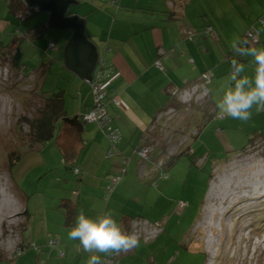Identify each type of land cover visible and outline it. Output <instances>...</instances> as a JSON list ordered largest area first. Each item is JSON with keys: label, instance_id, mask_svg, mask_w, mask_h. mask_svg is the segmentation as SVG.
<instances>
[{"label": "rangeland", "instance_id": "374dc122", "mask_svg": "<svg viewBox=\"0 0 264 264\" xmlns=\"http://www.w3.org/2000/svg\"><path fill=\"white\" fill-rule=\"evenodd\" d=\"M77 1L69 9L67 16L88 15L86 6H83L84 0ZM99 1L103 4L107 0ZM140 2L142 5L154 2L159 14L163 16L173 14V20H178L172 21L177 23V28H182L185 20H192L196 28L203 29L212 25L215 30H224L218 37L221 44L230 52V57L245 65V74L252 75L254 65L250 63L251 58L236 55L231 45L234 42L242 43L247 33L255 30L259 32V41L248 44L264 48V0ZM6 12L8 9L5 0H0V22L6 17ZM41 16L49 18L47 13L39 12L23 23L17 22L19 27H24L23 25L31 22L39 23ZM92 17L100 20V30H108L116 16L114 9H106L105 13L96 9ZM165 20L166 23L170 22L166 17ZM44 26L46 23L37 27ZM22 31L25 36L21 45L23 57L20 67L15 68L11 62L13 50L0 54V207L4 202L7 206L0 213V264H17L19 257L34 250L41 252L44 246H51V241L58 240L57 237L50 236L47 242L36 245L31 239L32 225L35 223L38 227L36 232L48 227L40 223V220L51 213V190H72L76 183V179L70 181L71 187L66 183V176L72 173L67 169L58 145L64 117L53 122V138L31 145V138L34 137L31 122L38 117V109L43 104L42 98L51 97L68 87L66 79L69 73L64 67V48L69 39L66 41L63 35H67L69 31L52 28L38 32ZM15 37L12 24L5 30L0 28V51L4 52L7 49L5 46L15 41ZM51 43L55 44V49L50 48ZM232 71L233 67L225 75L220 92L215 89L219 98L217 101L228 87ZM64 100L67 102V110L72 111L76 104L72 90L71 94L67 92ZM208 112L212 123L201 132L203 139L199 136L196 142H192V152L195 151L196 155L192 158L182 156L175 159L173 165L179 174L178 187L170 194H163L176 205L182 201L187 206L177 213L176 221L182 225H178L174 233L188 237L187 240L191 243L187 242V247L189 245L193 253L180 248L182 257L178 258L176 264H264V140L260 139L264 138V112H260L263 113L261 115L254 111L248 122L222 118L215 113L214 108L208 109ZM178 124L179 121H175L171 127L173 144L169 146L165 143L163 146L167 152L180 147V140L174 144L176 136L182 133L181 130L175 132ZM251 139L256 141L245 152L236 155V151L252 142ZM15 151L21 154V158L10 167L8 158ZM134 166L135 162L128 168L129 173ZM139 168L140 161L137 172ZM213 168L206 200L204 193L208 190L209 176L206 171L212 172ZM195 173L204 174L205 178L194 179ZM26 210L31 216L25 214ZM201 248L206 257L202 255ZM61 252L59 251L60 254ZM43 260L44 258L39 257L35 264H41ZM19 264L33 263L22 260Z\"/></svg>", "mask_w": 264, "mask_h": 264}, {"label": "crops", "instance_id": "0c3cea01", "mask_svg": "<svg viewBox=\"0 0 264 264\" xmlns=\"http://www.w3.org/2000/svg\"><path fill=\"white\" fill-rule=\"evenodd\" d=\"M140 1L142 0H107L103 4L99 0L83 2L88 15L77 16L85 19V35L88 41L96 46L98 56L107 49L106 57L113 68V74L107 84L106 101L112 125L121 132V140L115 154L110 156V143L98 126L82 120V115L89 112L93 104L91 81L82 78L67 66L66 45L64 67L69 74L66 79L68 87L62 90L63 97L67 92L71 94L72 90L76 104L70 111L67 110V102L64 100V123L58 136V145L64 155L63 161L67 169L74 175L68 174L66 183L70 186L73 179H76V183L72 190H51V213L40 220V223L48 226L44 227V231L36 232L38 227L35 223L32 225L31 239L36 245L45 242L50 236L57 237L58 245H46L41 252L34 250L23 254L24 256L18 258L17 264L22 260L35 264L39 257L44 258L41 264H87L90 254L85 253L82 248L78 251V241L68 239V232L79 212L91 217L106 212L113 213L128 232L130 220L136 216L164 224V232L157 240L149 244L140 243L128 256L120 259L118 264H176L178 258L182 257L180 248L191 250L189 245L187 247V242L191 243L187 240L188 237L174 233L178 225H182L176 219L177 213L187 207L185 202L180 201L176 205L174 201L163 196L170 194L174 188L177 189L179 174L173 164L166 163L167 160L162 168H158V162L165 159L166 151L163 148L161 126L155 128L154 119L164 107L175 106L181 110L182 106L174 100L172 92L187 84L197 83L204 74L211 72L212 79L206 84L209 90L207 105L204 108L194 106V111L185 123L189 132L195 127H199L202 132L212 123L208 109L214 108L215 113H218L216 105L219 98L215 89L220 92L221 84L225 75L231 71L234 59L218 38L224 30H215L212 25L203 29L196 28L192 20L185 18L182 20H185L187 25L185 23L182 28H177V23L172 22L178 21L173 20V14L163 16L159 14L154 2H151V5H142ZM7 9L8 12L4 13L6 17L0 22V28L5 30L12 24L15 41L22 39L24 43L25 34L22 30L26 32L49 23V18L41 16L39 23L31 22L19 27L16 18L8 7ZM96 9L100 13H105L106 9H114L116 17L111 21V28L100 30V20L92 17ZM165 17L169 23H166ZM210 27L212 31L208 30ZM67 31L69 33L63 37L70 41L73 32ZM15 41L5 46L7 49L0 51V54L15 51ZM157 62L164 67L163 71L156 66ZM114 98L119 100V106L112 102ZM74 118H78L80 123L71 124L66 121ZM203 137L200 134V138ZM151 145L156 148L146 163L147 175L142 177L139 170H136L138 162H141L138 151ZM193 155H196L195 151ZM125 159L130 160L127 165L124 163ZM133 162L135 166L129 173L128 168ZM75 170H78V173ZM206 172L209 174L208 190L204 193L207 200L213 171ZM115 176L119 177L118 183L112 195L107 198V187ZM195 178L201 180L205 175L195 173ZM47 209L45 204V210ZM25 214L31 216L28 210ZM200 250L205 256L203 248ZM186 258L189 256L186 255Z\"/></svg>", "mask_w": 264, "mask_h": 264}, {"label": "built area", "instance_id": "2783aa9c", "mask_svg": "<svg viewBox=\"0 0 264 264\" xmlns=\"http://www.w3.org/2000/svg\"><path fill=\"white\" fill-rule=\"evenodd\" d=\"M23 1L28 5L26 0ZM28 7L29 8L23 9L18 12L17 14L18 19L26 20L29 17H31L33 13L41 11V8L38 6L31 7L28 5ZM262 21L264 22V19ZM208 30L212 31V28L210 27ZM258 36H259V32L255 30H250L247 33V35L244 37V39L248 43L249 42L257 43L259 41ZM49 46L51 49H55L54 43H51ZM106 52L107 49H105L104 52L98 56V61L93 75V79L90 82L91 95L93 99L92 107L90 111L83 114L81 118L85 123L96 124L98 126V128L101 130L105 138H107V140L109 141L111 145L110 146L111 148L109 150V155L113 156L117 149V145L121 140V132L119 131V129L115 128L112 125L111 117L107 110V101H106L108 97L107 84H108V80L113 74V68L109 64V60L106 57ZM156 66L160 70L162 71L164 70V67L161 65L160 62H157ZM212 76L213 74L211 72H207L201 77L200 81H198L197 83H194L192 85L187 84L183 88L175 89L174 92H172L174 100L180 106H182L181 110L169 106L162 109L156 114V117L154 119V124H155L154 126L155 128L161 126L164 140L168 145L173 144L174 142L173 141L174 138L172 137V132H171V127L173 123L175 121H179V124L176 127L175 132H178L180 130L181 132H184L185 123H187V118L192 113L193 107L204 106V103L206 102L209 96V90L206 84L211 80ZM112 102L115 105L118 106L120 105L119 100H117L116 98L112 99ZM167 129L169 131H167ZM194 134H196V131H193L191 133V135ZM181 139H183V141ZM179 140H180L179 146L183 147L189 140V137L183 135L181 137L178 135L176 136V143L174 144H177ZM179 149L173 151L170 150L167 156L165 157V159H161L158 162V168H162L164 166V161L168 160L171 156L178 153ZM153 150H154L153 146L152 147L144 146L138 151L141 157L139 173L142 177L147 175L146 163L149 160L150 154L153 152ZM129 161H130L129 159H125L124 163L127 165ZM75 172L78 173V170H75ZM118 180L119 177L117 176L111 179V183L106 190L107 198H109L114 192ZM163 231H164V226L159 221H151L145 218H137L131 221L130 233H134L138 236L139 244L140 243L149 244L155 241L163 233ZM57 243H58L57 241L53 240L50 242V245L56 246ZM127 253H120L118 255L114 254L113 256L104 259L106 260V264H117L116 258L125 255ZM61 254L64 255L63 252Z\"/></svg>", "mask_w": 264, "mask_h": 264}, {"label": "clouds", "instance_id": "9594fccd", "mask_svg": "<svg viewBox=\"0 0 264 264\" xmlns=\"http://www.w3.org/2000/svg\"><path fill=\"white\" fill-rule=\"evenodd\" d=\"M247 44V41L234 42L231 47L236 55L251 58L252 75L245 74L244 64L233 60L229 85L216 105L220 117L241 122L250 121L254 111L264 112V48ZM68 239L78 241V251L82 248L90 254L87 264H106L102 257L127 253L139 244L138 236L126 231L110 212L96 217L79 212Z\"/></svg>", "mask_w": 264, "mask_h": 264}, {"label": "water", "instance_id": "95a60500", "mask_svg": "<svg viewBox=\"0 0 264 264\" xmlns=\"http://www.w3.org/2000/svg\"><path fill=\"white\" fill-rule=\"evenodd\" d=\"M29 6H38L42 12L49 14V24L52 29L60 31L71 30L73 36L68 42L66 53V64L68 67L80 74L82 78L92 81L93 72L98 61L96 46L90 43L85 35V19L77 15L67 16L69 9L78 3L76 0H26ZM12 64L19 68L23 57L21 45L22 39L16 41ZM69 121L71 124H79L78 118Z\"/></svg>", "mask_w": 264, "mask_h": 264}, {"label": "trees", "instance_id": "16d2710c", "mask_svg": "<svg viewBox=\"0 0 264 264\" xmlns=\"http://www.w3.org/2000/svg\"><path fill=\"white\" fill-rule=\"evenodd\" d=\"M5 3L7 4V7L9 8L10 10V13L16 18L17 21H19L20 23H23L31 18L34 17V15L36 13H39V12H35L33 13V15L31 17H29L28 19L26 20H21V19H18L17 18V14L19 11L23 10V9H27L29 8L28 5L23 1V0H5ZM42 12V11H40ZM46 28H50V24H46V26L44 27H35L33 29H31L32 32H38L39 30H44ZM244 41H246L244 39ZM243 41V42H244ZM246 46H249L248 44ZM15 52V51H14ZM13 57V55H12ZM11 62H12V58H11ZM45 71H42V73H44ZM212 79V78H211ZM43 100V104H42V107H40L38 109V117L33 120L31 122V127H32V132H33V136L31 139L33 141H31V145L33 143H36V142H41L43 141L44 139H51L54 137V130H53V122L57 121V120H60L61 118H63V116L65 115V108H64V97H63V92H59V93H55L54 95H52L51 97H46V98H42ZM208 101V98L206 100V102L204 103V106H202L203 108L207 105V102ZM169 107V106H168ZM172 107H175V106H172ZM197 107V106H196ZM166 108V107H164ZM163 108V109H164ZM177 108V107H175ZM178 109V108H177ZM194 111V107H193V110ZM193 131H196V134L194 135H191V133ZM191 130V132H189V128L188 126L186 125L185 127V130L184 132H182L179 136L182 137L183 136H188L189 137V140L187 141V143L185 144V147L183 146L182 149H179V152L176 153L175 155L171 156L167 161L166 163L168 164H174L175 163V159L177 158H181L182 156H193V152H192V142L194 140H196L200 134H201V129L199 127H195L194 130ZM186 132H189V134L187 135ZM163 137V136H162ZM257 139V138H256ZM256 139H251V143H248L247 145L243 146L242 149H240V151H236L238 153L237 154H240V153H243L247 150L248 147L251 146V144L253 142L256 141ZM261 140L264 138L261 137L260 138ZM163 143L165 144V140H164V137H163ZM189 144V145H188ZM188 145V146H187ZM111 146V145H110ZM154 147L156 148L154 145H151V147ZM164 146V145H163ZM164 150L166 151V154L164 157L167 156L168 152L167 150L164 148ZM21 158V154H19L17 151L11 153L9 155V166L11 167L16 161H18L19 159ZM199 162V161H198ZM195 163H197V160L195 161ZM201 163V162H200ZM198 163V164H200ZM215 168V167H214ZM214 168L212 171H214ZM213 178V174L211 176V180ZM137 218H143V217H140V216H136V217H133L131 220H130V231H131V221L133 219H137ZM146 219V218H145ZM149 220V219H148ZM129 231V232H130ZM164 232V231H163ZM163 234V233H162ZM159 238V237H158ZM157 238V239H158ZM156 239V240H157ZM154 242V241H153ZM152 243V242H151ZM58 245V243H57ZM133 250V249H132ZM131 250V251H132ZM129 251L127 254L125 255H122L118 258H116V263L118 264V262L120 261V259H122L123 257L125 256H128L130 254ZM114 255V254H113ZM113 255H110L108 257H111ZM108 257H104V258H108ZM103 258V259H104Z\"/></svg>", "mask_w": 264, "mask_h": 264}, {"label": "bare ground", "instance_id": "6f19581e", "mask_svg": "<svg viewBox=\"0 0 264 264\" xmlns=\"http://www.w3.org/2000/svg\"><path fill=\"white\" fill-rule=\"evenodd\" d=\"M1 195V194H0ZM10 201V200H9ZM3 202V201H2ZM5 204V205H4ZM8 205V204H7ZM6 206V202H4L3 204H2V206L0 207V213L3 211V209L5 210V207ZM7 207V206H6ZM1 215V214H0Z\"/></svg>", "mask_w": 264, "mask_h": 264}, {"label": "flooded vegetation", "instance_id": "af4514ba", "mask_svg": "<svg viewBox=\"0 0 264 264\" xmlns=\"http://www.w3.org/2000/svg\"><path fill=\"white\" fill-rule=\"evenodd\" d=\"M13 58V57H12Z\"/></svg>", "mask_w": 264, "mask_h": 264}]
</instances>
